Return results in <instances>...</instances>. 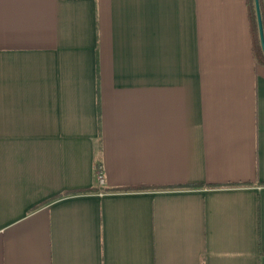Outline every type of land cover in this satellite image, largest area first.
<instances>
[{
    "label": "crops",
    "instance_id": "0c3cea01",
    "mask_svg": "<svg viewBox=\"0 0 264 264\" xmlns=\"http://www.w3.org/2000/svg\"><path fill=\"white\" fill-rule=\"evenodd\" d=\"M0 264H264L247 0H0Z\"/></svg>",
    "mask_w": 264,
    "mask_h": 264
},
{
    "label": "trees",
    "instance_id": "16d2710c",
    "mask_svg": "<svg viewBox=\"0 0 264 264\" xmlns=\"http://www.w3.org/2000/svg\"><path fill=\"white\" fill-rule=\"evenodd\" d=\"M260 3H261V11L263 17V25H264V6L262 0H260ZM247 6L251 20V31L253 34V48L255 52V59L258 65L264 67V52L262 50V46L260 43L255 0H247Z\"/></svg>",
    "mask_w": 264,
    "mask_h": 264
},
{
    "label": "water",
    "instance_id": "95a60500",
    "mask_svg": "<svg viewBox=\"0 0 264 264\" xmlns=\"http://www.w3.org/2000/svg\"><path fill=\"white\" fill-rule=\"evenodd\" d=\"M255 6H256V14H257V21H258L260 43L262 46V50L264 52V25H263V17H262L260 0H255Z\"/></svg>",
    "mask_w": 264,
    "mask_h": 264
},
{
    "label": "built area",
    "instance_id": "2783aa9c",
    "mask_svg": "<svg viewBox=\"0 0 264 264\" xmlns=\"http://www.w3.org/2000/svg\"><path fill=\"white\" fill-rule=\"evenodd\" d=\"M97 174H98L99 186H102L104 184V178H103L102 171L100 168H98Z\"/></svg>",
    "mask_w": 264,
    "mask_h": 264
}]
</instances>
